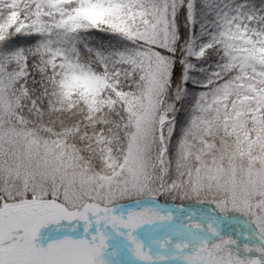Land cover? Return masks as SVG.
Instances as JSON below:
<instances>
[{
  "label": "snow or ice",
  "instance_id": "6c2138e0",
  "mask_svg": "<svg viewBox=\"0 0 264 264\" xmlns=\"http://www.w3.org/2000/svg\"><path fill=\"white\" fill-rule=\"evenodd\" d=\"M0 264H264V0H0Z\"/></svg>",
  "mask_w": 264,
  "mask_h": 264
}]
</instances>
